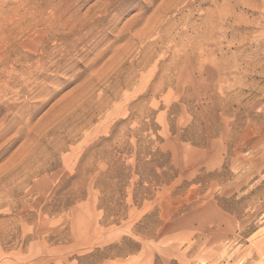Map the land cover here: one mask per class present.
<instances>
[{
	"label": "rangeland",
	"instance_id": "1",
	"mask_svg": "<svg viewBox=\"0 0 264 264\" xmlns=\"http://www.w3.org/2000/svg\"><path fill=\"white\" fill-rule=\"evenodd\" d=\"M0 264H264V0H0Z\"/></svg>",
	"mask_w": 264,
	"mask_h": 264
}]
</instances>
